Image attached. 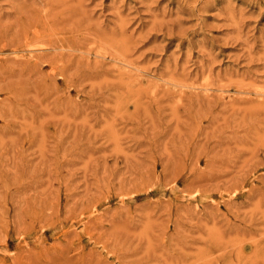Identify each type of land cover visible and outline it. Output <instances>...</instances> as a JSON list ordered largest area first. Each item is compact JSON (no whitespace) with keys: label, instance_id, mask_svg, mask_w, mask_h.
<instances>
[{"label":"rangeland","instance_id":"rangeland-1","mask_svg":"<svg viewBox=\"0 0 264 264\" xmlns=\"http://www.w3.org/2000/svg\"><path fill=\"white\" fill-rule=\"evenodd\" d=\"M0 264H264V0H0Z\"/></svg>","mask_w":264,"mask_h":264}]
</instances>
